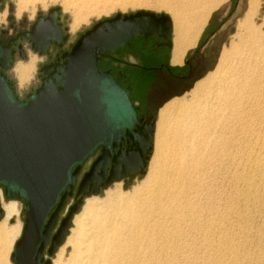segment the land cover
<instances>
[{
    "label": "rangeland",
    "instance_id": "374dc122",
    "mask_svg": "<svg viewBox=\"0 0 264 264\" xmlns=\"http://www.w3.org/2000/svg\"><path fill=\"white\" fill-rule=\"evenodd\" d=\"M23 1L25 2L24 6H22ZM23 1L0 0V38H3L1 30L8 32L7 37H14L16 32L28 29L39 14L45 16L48 10L53 7L60 8L59 20L68 36L67 47L74 45L79 36L97 22L112 18L117 14L129 15L138 11H147L157 15L166 14L169 16L172 21L171 48L160 47L155 53H151L149 48L147 50L142 48L136 55L137 59L128 58L122 54V51L131 47L133 41H135L134 39H138L135 37L124 47L111 53L114 60L124 62L121 67L123 66L122 69L127 74V81L134 87L142 88H140V95L146 94L144 89L151 82L156 68L168 69L175 76H187L189 68L186 61H190L196 51L198 53V66L191 80L192 82H189L186 89L181 91L176 92L171 89L170 93L173 97H168L160 105L162 107L173 100H178L180 104L187 105V110L179 111L176 114L174 112L165 120L162 128L159 125V115L165 105L154 114L155 128L152 150L145 172L133 178L126 177L113 182L106 188H101L96 195L85 196L81 207L72 217L68 236L61 247L69 242L79 230H86L90 206L105 211L110 194L118 192L121 197L126 198V196H130L129 194L135 188H141L142 182L151 172H154L157 178L164 176L166 178L165 182L169 181L170 184L172 182L178 185L198 183L197 185L200 184L207 188L202 193L197 194V198L191 200L195 204L197 202V205L208 203L212 207V211L214 210L217 213V215H213L216 226L224 230L223 232L226 233L227 238H233L236 242L240 241L238 245L240 243L241 253L246 255L248 250V257L256 252L255 257L261 258L262 255V258H264V199H257L259 203L262 201V205H260L261 203L258 204L255 198L247 195V189L243 186L246 178L256 177V172L260 173V169L264 167V0H257L259 6L252 17V26L257 33V40L252 43L246 34H242L239 43L236 39L237 25L247 14L248 4L251 0H223L216 7L214 5L216 0H203L205 2L203 3L204 8L202 6L201 9H197L192 13L196 14L197 11L202 10L208 16V20L206 19L207 21L198 33L199 36H196L194 45L185 52L181 60L183 63L179 67L172 66L170 58H168V54H171V51L174 53L176 46H179L175 20L169 9L177 7L181 14H187L188 11L184 12L185 2L183 1L184 4H181L182 0ZM27 2L29 3L26 4ZM205 9L208 10L205 11ZM10 17L12 20H9ZM75 17H80L81 20L77 29L72 30L71 25ZM11 23L13 29L10 28ZM188 39L190 40V38ZM148 41L152 46L155 39ZM237 43L236 50L230 52L232 44ZM21 44L26 49V58L21 59L15 56L12 68L6 71L5 75L12 83L17 96L23 99L36 88L38 83L36 74L44 61V57H39L31 51L30 47L24 45L25 41ZM223 53H228V55L223 65L220 66L222 67L220 71L214 77H211L202 94H193L196 84L215 72ZM30 57L35 61L32 65L29 80L20 86L14 68L20 62L28 64L31 60ZM100 67L105 70L103 61L100 63ZM139 74H143L145 79L148 80H144L143 76ZM174 85H171L170 88H174ZM252 88L254 93L251 91ZM155 94L158 95L155 102H158L159 97L164 96L166 93L162 95V91L158 90ZM130 95L132 94L130 93ZM248 96L249 98H247ZM133 97H136L135 93H133ZM256 100H258V104ZM253 102L257 105H253ZM162 129H164L163 135L161 133ZM89 166L90 160L82 165L77 176V182L81 180L85 172H88ZM74 194L75 189L73 195L67 197L59 212L54 229H56L59 220L65 217L68 208L73 205ZM234 194L236 198L232 200ZM254 197L256 196L254 195ZM189 198H192V196H189ZM0 199V209L3 210V215H0V223L5 222L8 228L14 227L17 232L7 241L6 251L4 250L2 263L0 264H13L10 257L14 251L15 243L22 233L25 218L24 201L15 197L6 199L2 186H0ZM8 202H14L19 213L5 220L3 205ZM77 234L78 237L79 233ZM248 241L251 243L250 248L247 247ZM243 242H245L244 246L242 245ZM256 245L261 251H257ZM58 248L51 257L47 255L46 251L43 254L45 258L52 261V264L60 250ZM70 252L71 248H68L65 260L68 259ZM249 252H252V254ZM171 255L173 256L172 253ZM190 255L193 256L194 254L190 251ZM174 257L173 262L168 264L179 263L180 260L176 256ZM162 258V256L158 257L159 262L156 263L157 258L154 259L153 257L154 263L151 258L152 261L145 264H167ZM177 259L178 261H176ZM185 263L183 262V264ZM179 264H182V262Z\"/></svg>",
    "mask_w": 264,
    "mask_h": 264
},
{
    "label": "water",
    "instance_id": "95a60500",
    "mask_svg": "<svg viewBox=\"0 0 264 264\" xmlns=\"http://www.w3.org/2000/svg\"><path fill=\"white\" fill-rule=\"evenodd\" d=\"M59 13L60 8L53 7L45 18L39 14L28 31L6 44L0 41V186L6 199H22L25 209L22 233L10 257L14 264H51L41 255L49 241V257L64 242L85 196L145 172L154 119L139 125L130 87L124 88L110 70H103L101 58L136 36H158L172 46V21L166 14H117L82 33L61 55L62 64L21 99L5 75L15 60L13 47L25 59L17 40L27 41L38 56L52 42H64ZM97 148L100 155L76 187L83 162ZM74 189V203L51 236Z\"/></svg>",
    "mask_w": 264,
    "mask_h": 264
},
{
    "label": "bare ground",
    "instance_id": "6f19581e",
    "mask_svg": "<svg viewBox=\"0 0 264 264\" xmlns=\"http://www.w3.org/2000/svg\"><path fill=\"white\" fill-rule=\"evenodd\" d=\"M183 1L185 2L184 12L188 11L187 14H181L177 7L169 9L175 20L177 42L179 45L176 46L174 51L173 63H181L185 52L189 47L194 45L196 36L208 20V16L202 10L197 11L196 14L192 13L202 8L203 3H205L203 0H182L181 4ZM222 1L216 0L215 7ZM24 5L25 2L23 1L22 6ZM248 5L247 14L237 25L238 33L235 36L238 43L241 40L242 34L248 35L251 43L257 40V33L252 26V17L259 5L257 0H251ZM80 20V17H75L71 25L72 30L77 29ZM238 43L232 44L230 52L236 50L235 48ZM227 55L228 53H223L215 72L199 81L193 89V94L200 95L204 92L211 77H214L222 68L220 66L223 65ZM34 61L35 59L31 58L28 64L20 62V64L17 63L15 66L14 72L20 86L28 82ZM256 101L258 104V100ZM257 104L254 103L253 105ZM187 108V105L180 104L178 100L171 101L161 110L159 115L160 124H158L162 128L165 120L173 115L174 112L176 114L179 111H186ZM163 130L161 132L162 135ZM252 178H246L243 186L247 189V195L255 198V201L260 204L262 201L259 203L257 199H264V167L260 169V173L256 172V177ZM165 181L166 178L164 176L157 178L154 172H151L145 181L142 182L141 188H135L129 194L130 196L123 198L118 192L110 194L105 211H100L94 208V206H90L86 230H79L77 232L79 236L77 237L78 234L75 233V236L63 247H61L63 243L61 244V248L59 247L60 250L55 256L53 264H145L152 261L151 258L153 259V257L154 259L155 257L157 258V262L156 260L155 262L158 263V257L160 256L163 257L162 259L167 264L173 262L174 256L182 264L183 262H186L185 264H264L262 255L261 258L255 257L254 254L257 253L252 251L254 253L252 256L254 257H248L247 250L246 256L244 253H241L240 243L238 245L240 241L236 242L233 238L232 240L230 237L227 238L225 236L224 230L216 226L213 215H217V213L214 210L212 211V207L208 203L206 205H197V202L195 204L191 200L195 197L197 198V194L202 193L207 188L203 185L202 187L200 184L197 185L198 183L178 185L174 184L175 182L170 184L169 181ZM189 196H192V198H189ZM235 198L234 194L232 200H235ZM237 198L239 197L237 196ZM3 208L5 220L19 213L17 205L14 202L5 203ZM16 233L14 227L8 228L3 221L0 223V263H2L4 250L6 251L5 245L7 241ZM229 236L231 235L229 234ZM248 243L247 247L251 244L249 241ZM257 244L259 243L257 242ZM242 245L244 246L245 242ZM68 248H71V252L70 254L67 253L69 257L65 260ZM190 251L194 254L193 256L190 255ZM257 251L261 250L258 248ZM252 252L249 253L252 254ZM258 253L260 254V252ZM179 263L177 262V264Z\"/></svg>",
    "mask_w": 264,
    "mask_h": 264
},
{
    "label": "flooded vegetation",
    "instance_id": "af4514ba",
    "mask_svg": "<svg viewBox=\"0 0 264 264\" xmlns=\"http://www.w3.org/2000/svg\"><path fill=\"white\" fill-rule=\"evenodd\" d=\"M46 16H47V14L45 16H43V18H45ZM57 22L61 26V36L62 37H65L66 36V40L64 42H61L60 41L58 44H55L54 42H52L49 45L46 53L43 54V55H41V56H39V57H44V61L41 63V65H40V67L38 69V73L36 74V77H37V80H38V83H37L36 88L41 84V81L44 78H46L50 73H52L54 71L55 68H58V66L62 64L63 59H61V55L63 53H65V52H68L71 49V47H72V45L70 47H67L68 36L66 34V30L62 26V24H61V22H60L59 19L57 20ZM31 25L29 26L28 29H24V30H22L20 32L28 31L30 29ZM10 28L13 29V24L12 23L10 24ZM20 32H16L15 36L18 33H20ZM7 34H8V32L6 30H1V35H2L3 38H0V41L3 44H6L7 41L10 38H12L11 36L10 37H7ZM136 37L138 39H141L143 50H147L149 48L151 53H155V51H158L157 49H159L160 47H167L166 46V41L164 39L158 37V36L147 37V38L146 37H143V36H136ZM149 38L155 39V42H153V45L152 46H150L149 41H148V40H152V39H149ZM22 42H24V41L17 40V44H21ZM24 45L30 47V44L27 41H25V44ZM21 46H22V48L24 49V51L26 53V49L23 46V44H21ZM171 47H169V48H171ZM13 49H15V52H16L15 55L18 56V49H17V47H13ZM197 55H198V53L196 51V53L194 54V57H192L190 61H186V64H187V66L189 68V73H188L187 76H175L168 69H164L163 67L156 68L155 70H158L160 72H162V71L163 72H166L169 75H171L172 77H176V78H184V77H188L189 75L191 76L196 71L197 66H198ZM102 61L105 64V67H104L105 70H110V72L114 75L115 80L121 86H123L124 88L129 87L128 85H126V83H124V79L125 78L127 79V76H125V77L121 76L120 70H119V68L117 66L118 64L119 65H123L124 62H120V61L114 60L112 58V54L111 53H105L102 56V58H101V62ZM194 63H195V65H194ZM163 87H164V83L162 84V86H160V85H155V86L152 85V86H150L151 91H152V94H155V92L158 91V90H162ZM130 89H131V87H130ZM164 94L165 93L163 92L162 95H164ZM156 104H157L156 102H153V101H150L149 102V100L148 101L146 100L145 103L143 104V106L142 105H139L137 107L134 106L136 108V110H137L138 119L141 120V123L139 125H141L143 123H148V122H150V120L154 119V114L156 112L155 111ZM126 147L127 146L125 145L124 148H123V150H125ZM99 155H100V148H97L89 157L86 158V160L83 162V164L86 163V162H88L90 160V166H89V169H90V167L92 166L93 162L97 159V157ZM109 165L110 164L107 165L108 168H109ZM79 181L77 182V180H76V187H77V184L79 183ZM60 221L61 220H59V223H58L56 229L58 228V226L60 224ZM56 229L53 228V230L51 231V236L55 233ZM49 245H50V241L47 244V246L45 247V249H44V251H43V253L41 255V257L44 258V261H46L48 259V258H45L43 256V254H44L45 251L47 253V249H48Z\"/></svg>",
    "mask_w": 264,
    "mask_h": 264
},
{
    "label": "crops",
    "instance_id": "0c3cea01",
    "mask_svg": "<svg viewBox=\"0 0 264 264\" xmlns=\"http://www.w3.org/2000/svg\"><path fill=\"white\" fill-rule=\"evenodd\" d=\"M134 40L135 41H133V44L131 45V47H129L128 49H123L122 54H124L128 58L137 59V56H136L137 53L142 50V41H141V39H134ZM168 58H170V64L172 66L179 67L183 63V62H181V64L180 63H173V59H172V58H174L173 51H171V54H168ZM117 66H118V68L120 70L121 76H123V77L127 76L126 72L122 69L123 66L121 67V65H119V64ZM195 73H196V71L191 76L189 75L190 76V77L188 76L189 78L188 77L176 78V77H172L171 75H169L166 72H163V71L160 72L158 70H155L154 71V76H153V78H151V82L148 83V87H146L144 89V92L146 94L145 95L141 94L142 96L139 94L141 92V89H142L141 87H140L141 89L139 87H134L133 85H131L129 83V81H127L126 78L124 79V83H126V85L131 87V92L130 93L132 95H130V96H131L133 105L135 107H137L139 105L143 106V104L145 103L146 100L147 101L149 100V102L150 101L155 102V100L157 98L156 96H158V95L157 94H152L150 86H152V85H154V86L155 85L162 86V84L164 83V87L162 88L161 91H162V93L164 92L166 94L164 96L159 97L158 102L156 101L157 104H156L155 111L157 112L165 105L164 104L162 107L160 106L163 103V101L168 99V97H173L171 95V93H170L171 89H172V91H176V92L181 91L183 89H186L187 84L189 82H192L191 80L194 77ZM139 75L143 76V74H139ZM143 78L146 81L148 80V79H145V76H143ZM171 82H172V84H171ZM173 84H175L174 88H170L171 85H173ZM133 93H135L136 97H133Z\"/></svg>",
    "mask_w": 264,
    "mask_h": 264
}]
</instances>
